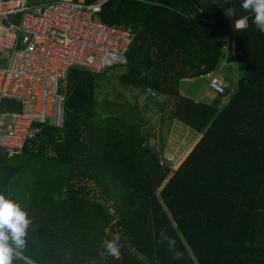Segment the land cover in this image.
<instances>
[{
	"label": "trees",
	"instance_id": "1",
	"mask_svg": "<svg viewBox=\"0 0 264 264\" xmlns=\"http://www.w3.org/2000/svg\"><path fill=\"white\" fill-rule=\"evenodd\" d=\"M227 9V0L102 6V23L136 35L121 80L175 97L171 119L201 137L171 170L137 111L109 105L108 114L119 108L122 116L101 117L100 73L71 67L62 128L37 126L18 155L0 148V192L29 212L25 254L34 264H264V32L244 10L233 17L245 16L247 28L232 33ZM224 62L244 66L231 96H222L228 103L180 95V82L213 75ZM0 103V112L20 110ZM111 239L123 245L119 259L100 255Z\"/></svg>",
	"mask_w": 264,
	"mask_h": 264
},
{
	"label": "built area",
	"instance_id": "2",
	"mask_svg": "<svg viewBox=\"0 0 264 264\" xmlns=\"http://www.w3.org/2000/svg\"><path fill=\"white\" fill-rule=\"evenodd\" d=\"M108 1L0 0V101L20 105V110L0 112V148L10 156L21 153L39 132L37 126L62 128L71 67L101 73L108 66L127 64L136 35L100 21ZM235 20L232 33L237 31ZM208 88L222 97L227 84L213 74Z\"/></svg>",
	"mask_w": 264,
	"mask_h": 264
},
{
	"label": "rangeland",
	"instance_id": "3",
	"mask_svg": "<svg viewBox=\"0 0 264 264\" xmlns=\"http://www.w3.org/2000/svg\"><path fill=\"white\" fill-rule=\"evenodd\" d=\"M28 1L38 2L39 0ZM227 1L228 9L225 10V14L230 16L231 20L234 19L233 16L236 11L239 14L244 12V9L241 7L242 0ZM214 5L220 7L218 4H213L209 8L210 12H216L215 9L217 8ZM227 40V37L223 38V42H227ZM124 71L125 65L116 64L106 67L99 74L100 90L97 94L98 112L104 118L106 116L115 117L120 115L119 108L115 113L108 114L106 106L108 107L109 105H116L117 107L122 105L128 109H135L138 113L139 122L143 123V130L147 129L150 131L147 142L156 150L162 163L168 164L171 170L176 169L184 156L189 152L198 133L181 122L171 119L170 114L177 101L175 97L162 95H154L157 97H153L151 92L143 91L142 88H134L126 85L120 78V75ZM243 71L244 66L237 62H231L227 66H221L218 70L219 77L227 84V90L225 92H229V96L234 91L236 83L243 74ZM209 78L210 76H204L193 80H186L180 86V95L211 104L215 96L208 88ZM229 96L219 97V105L222 106L228 103ZM15 159L19 160V157Z\"/></svg>",
	"mask_w": 264,
	"mask_h": 264
},
{
	"label": "clouds",
	"instance_id": "4",
	"mask_svg": "<svg viewBox=\"0 0 264 264\" xmlns=\"http://www.w3.org/2000/svg\"><path fill=\"white\" fill-rule=\"evenodd\" d=\"M241 7L253 14L254 24L264 32V0H242ZM246 27V17L234 21L235 30L241 31ZM31 224L32 219L28 210L17 200L0 192V264H15L16 261L34 264V261L25 254ZM168 242L175 257L180 258L182 253L176 250L175 239H169ZM122 246L118 239L106 240L104 251L100 255L119 259Z\"/></svg>",
	"mask_w": 264,
	"mask_h": 264
},
{
	"label": "crops",
	"instance_id": "5",
	"mask_svg": "<svg viewBox=\"0 0 264 264\" xmlns=\"http://www.w3.org/2000/svg\"><path fill=\"white\" fill-rule=\"evenodd\" d=\"M84 1H85V0H84ZM95 1H96V0H95ZM242 18H243V17H242ZM231 21H232V20H231ZM231 21H230V23H231ZM227 38H228V37H227ZM230 63H231V62H228V63H225V62H224V63H223L224 65L222 64L221 66H227V65L230 64ZM225 64H227V65H225ZM215 74H218V72H216ZM208 76L211 77L212 75H208ZM209 79H210V78H209ZM192 80H193V79H192ZM185 81H186V80H183L182 82H180V86H181L182 83H184ZM180 86H179V92H180ZM147 92H150V91H147ZM152 96H153V97H157V96H154L153 93H152ZM227 97H228V96H227ZM193 100H194V99H193ZM195 101H196V102H200V101H198V100H195ZM200 137H201V136L198 134V135L196 136L195 140H194V143H192L193 145L190 144V145H192V146L190 147L189 152H190V151L192 150V148L195 146V144H196L197 141L200 139ZM189 152H188V153H189ZM188 153L184 156V158L182 159V161L185 159V157L188 155ZM182 161H181V162H182ZM178 166H179V165H178Z\"/></svg>",
	"mask_w": 264,
	"mask_h": 264
},
{
	"label": "water",
	"instance_id": "6",
	"mask_svg": "<svg viewBox=\"0 0 264 264\" xmlns=\"http://www.w3.org/2000/svg\"><path fill=\"white\" fill-rule=\"evenodd\" d=\"M41 1H49V0H39L38 2H41ZM38 2H32V3H38Z\"/></svg>",
	"mask_w": 264,
	"mask_h": 264
}]
</instances>
